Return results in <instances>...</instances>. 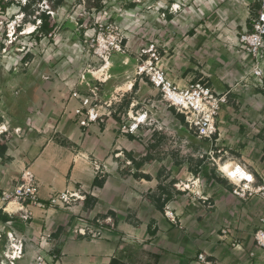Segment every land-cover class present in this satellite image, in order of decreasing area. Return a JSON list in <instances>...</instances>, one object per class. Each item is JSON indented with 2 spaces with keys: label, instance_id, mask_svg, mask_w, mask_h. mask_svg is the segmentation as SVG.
Listing matches in <instances>:
<instances>
[{
  "label": "rangeland",
  "instance_id": "1",
  "mask_svg": "<svg viewBox=\"0 0 264 264\" xmlns=\"http://www.w3.org/2000/svg\"><path fill=\"white\" fill-rule=\"evenodd\" d=\"M13 1L14 3L10 4L5 13L0 12V81L7 83V94L20 97L29 91L31 112L37 113L41 106L44 111L46 110L48 120L45 127L50 133L69 115L74 74L88 64L96 65L85 39L97 27L98 22H115L110 17L113 13H119L127 21L124 25L132 29L137 36L136 40L142 43L141 49L146 43L156 40L157 36L153 34L157 30L170 33L168 16L173 14L181 19H187L188 22L177 25L179 31H175L174 34L173 51L167 48L170 43L167 36L159 40L164 64H172L178 59L181 68L176 73L180 78L202 79L208 84L221 83L227 86L230 91L228 100L234 105L233 113L236 116H233V119H236L233 123H241L239 125L244 127L246 134L223 135V138L217 135L209 140L200 139L193 134L179 113L164 104H159V107L152 111L151 123L144 125L136 134L142 137H145L146 132L147 135L152 134L153 141H150L149 145L160 141L158 153L152 152L153 157L158 154L159 158L167 157L170 163L172 160L185 162L182 166L162 168L159 172L162 171V178H169V185L173 179H177L174 184L175 189L180 191L177 194L186 197L188 193L193 196L201 195L203 188L202 181H196L192 176L190 179L184 178L186 162L192 166L197 165L199 160H204L206 165L216 166L218 172H213L214 177L218 175L225 178L219 165L229 161H246L245 146L253 137L248 135L250 131L247 129L251 127L248 122L255 121L259 128L264 127V49L260 56H254L241 48L237 36L243 28L251 27L252 19L264 6V0H132L136 5L130 8L125 6L127 0H100V2L99 0H64V4L56 9L52 7L51 0L47 1L49 5L47 9L44 0H36L37 2L29 9L30 14L21 10L18 2L22 0ZM258 1H261V5ZM98 3L103 7L97 9L95 5ZM48 10L52 11V14H48L46 12ZM43 13L50 15L51 22H56L57 25L51 33L41 36L39 40L36 38V28L41 24L40 17ZM13 24L16 25L17 31L11 37L8 34ZM32 24V30L25 33ZM123 31L126 32L125 28ZM113 56L120 61L124 54L114 52ZM91 57L93 61L90 60ZM258 66L261 71L259 75L256 73ZM125 78L122 73L113 76L118 82L129 80ZM114 91L115 88L112 93ZM133 96L131 95V99L126 98L132 103ZM126 98L123 97L115 106L117 113L119 111L125 113L123 105L126 106ZM131 103L126 106L127 112L132 109L130 113L134 116L138 112L143 113L147 110L145 105L132 106ZM122 119V123L133 122L129 114ZM2 131H4L3 127L0 128V140L3 142L6 137L3 136ZM257 142L260 145L259 149L264 151V136ZM260 161L264 162V153L261 159L258 158V162ZM129 167L131 168L132 164L125 154L117 168L111 169L109 177L111 179L104 193L105 197L119 203L117 200L119 192L126 191L128 194L139 189L134 179L136 176L132 174L133 168L130 170ZM152 170L155 171L156 168ZM100 175L101 178L106 179L108 173H100ZM74 191H80L81 195L87 194L82 188ZM144 191L145 195L150 194ZM158 192L159 188L152 193ZM83 202L76 199L74 205ZM94 213L91 217L82 215L81 219L74 223V237L80 235L85 237L84 240L90 241L87 245V253H82L84 264L90 261L86 260V256L90 258L92 251L102 252V247L107 245L111 249L120 246L126 264H155V255H157L155 253L163 256L161 264H180L177 256L196 259L202 264H217L204 252L206 241L214 240L209 236V232L206 234L202 228L198 215H192L187 222L188 220L186 221L181 213H173L172 209L168 208L163 216H159L163 219L162 223L158 221L157 224L160 228L159 233L152 236L148 231V224L152 219L151 213L140 216L133 207H130L125 210L123 216L125 222L117 225L116 216L113 214L115 212L108 210ZM57 249L54 254L58 259L63 255L60 249ZM77 249L74 248V251ZM7 250H11L10 242ZM200 254H203L206 260H202ZM115 255L120 253L102 255L92 263L108 264ZM60 261L57 264L70 263L67 256H63ZM6 264H9L8 259Z\"/></svg>",
  "mask_w": 264,
  "mask_h": 264
},
{
  "label": "crops",
  "instance_id": "2",
  "mask_svg": "<svg viewBox=\"0 0 264 264\" xmlns=\"http://www.w3.org/2000/svg\"><path fill=\"white\" fill-rule=\"evenodd\" d=\"M4 5H7V9L10 7L7 1L0 0V12L2 13L6 12L2 10ZM110 19L123 25L127 24L125 17L119 13H113ZM185 22H188L187 19L170 14L168 16L170 29L167 27L170 33L157 30L153 36H157L156 41L158 42L167 36L171 43L167 48L173 51L174 34L175 31H179L177 25L185 24ZM123 28L128 36L129 51L120 61L112 56L111 71L113 76L116 73H122L125 75V79L129 80L118 82L112 77L100 85V94L103 99H107L114 88L122 89L125 92L123 97L131 99V95H134L132 103L130 101L132 106L145 105L147 111L152 115V111L159 107V104L164 103L161 101L158 90L146 79H141L137 75V54L142 43L136 40L137 36L132 29L125 25ZM164 51L167 50L164 49ZM90 60L93 61L92 57ZM178 62V59H175L174 63L164 65L168 75L175 82L185 85L192 79L179 77L176 73L181 68ZM83 69L74 74V83ZM88 76L91 78L89 74ZM130 85L132 86L130 87ZM209 85L219 92H228V95L230 93L227 86L221 83L216 85L209 83ZM6 88L7 83L0 81V128H4L2 133L6 140L3 142L7 145L6 154L3 157L0 156V191L12 189L20 182V176L25 167H31L40 181L39 190L42 200H47L53 192L82 188L86 191V195L91 194L96 198V203L94 207L88 209L84 208L85 201L81 204L45 209L34 206L32 207V217L25 221L21 217L22 212H16L15 205L11 204L7 207L0 199V264L7 262L5 253L9 241L6 232L9 230H12L18 238H22L25 246L24 256L17 259L15 264H37V256L40 254L44 256L46 264L60 263L63 256H67L70 260L68 264H84L82 253H87V245L90 244V241L84 240L85 237L80 235L74 237V223L81 219L82 215L91 217L95 211L107 212L109 210L115 213L117 211L116 214L113 213L116 216L117 225L125 222L123 216L125 210L130 207H133L140 216L152 214L150 222L154 221L152 229L156 231L155 235L160 230L157 225L158 221L162 223L163 220L159 216H163L168 208H171L173 213H181L184 219L188 220L187 222L192 215H198L202 228L206 234L209 232V236L214 240L206 241L204 245V252L208 258L214 259L217 264H264V248L258 247L255 240V232L261 227L260 216L264 209V199L261 196L240 198L232 193L234 187L232 182L218 175L213 176L214 171L218 172L215 165L211 167L205 163L198 174H194L190 170L191 166L186 162L187 169L183 172V176L187 179L192 176L196 181H202V194L193 196L188 193V197L176 194L175 198L166 204L165 210L161 211L148 200L144 190L152 193L158 190L160 183L169 184L168 177L166 179L157 177L159 170L182 166L185 162L179 163V161L172 160L170 163L167 157L159 158L156 154L150 162H145L137 170L132 157L139 159V157L145 156L150 148L151 152H157L159 146L150 147L148 143L153 141L151 138L153 135H147V132L145 137L136 133L126 135L120 132L122 117L125 118L128 113L133 111L132 109L127 112L128 108L123 105L125 113L121 111L117 113L116 108L114 114L105 122L80 126L72 114V109L78 104V101L70 99L69 115L65 120H61L57 128L50 133L49 129L45 127L48 120L46 110L44 111L41 106L37 113L31 112L29 91L16 97L7 94ZM79 89L81 92H87L85 86H79ZM233 111L234 105L229 101L221 110L217 120L219 130L217 135L221 138L223 135L246 134L244 127L239 125L241 123L234 124L236 119H233L235 116ZM118 115L123 116L118 117ZM248 124L251 126L247 129L250 131L248 135L254 138L252 137V141L245 146L246 161H240V163L250 169L260 180L264 176V162H258V158L261 159L264 151L259 149L260 145L257 140L261 141V137L264 136V127L259 128L255 121L248 122ZM16 128H21V131L17 133ZM62 140L64 141L62 142ZM125 154L132 164V167H129L130 170L133 168L132 174L139 171L150 174L151 178L147 179L143 176L136 178L132 175L135 177V182L138 184L136 186L139 189L128 194L126 191L119 192L117 195L119 203H117L112 198L105 197L104 193L111 179L109 178L111 169L117 168ZM152 168H156V170L153 171ZM100 173H108L102 187L93 185L96 176L102 177ZM5 214L9 215L8 220L4 217ZM59 228L61 231L58 232ZM107 246L102 247V252L92 251L93 254L90 258L86 256V260H90L86 263L93 264L92 262L100 259V256L109 255L112 252L122 253L120 246L114 249ZM57 248L60 249L63 256L55 260L54 251ZM74 248L78 249L74 251ZM155 254L160 256L157 264H161L163 256L159 253ZM177 258H179L180 264H202L196 259H188L184 256H177Z\"/></svg>",
  "mask_w": 264,
  "mask_h": 264
},
{
  "label": "built area",
  "instance_id": "3",
  "mask_svg": "<svg viewBox=\"0 0 264 264\" xmlns=\"http://www.w3.org/2000/svg\"><path fill=\"white\" fill-rule=\"evenodd\" d=\"M47 1L44 0L46 9L49 7ZM29 2L30 0H22L18 3L20 6H24ZM46 12L49 14L52 11ZM11 28L8 35L12 37L17 28L15 24ZM238 40L241 48L250 54L257 57L262 54L264 49V6L252 19L251 27L238 33ZM85 43L95 59L96 65L88 64L71 87L70 98L78 101V104L72 109V114L80 126L103 123L116 111L115 106L121 101L125 92L122 89H115L108 99H103L100 94V85L113 77L111 68L113 67L114 52L126 54L129 51L128 36L117 22H98L97 27L86 37ZM137 59V75L141 79H146L158 90L161 101L182 115L189 129L198 138L213 139L216 137L219 131L217 120L222 108L229 101L228 92H219L202 79H192L185 85L175 82L168 75L163 63L160 44L156 40L146 43L138 51ZM258 68L259 66L256 67V73L259 75L261 71ZM79 86H85L87 92H81ZM128 114L133 122L121 123L120 132L122 134L137 133L140 128L152 121L147 110L143 113L138 112L135 116L131 113ZM20 131L21 128H16L17 133ZM234 163L230 174L223 171L219 165L223 176L234 184L232 193L243 199L255 195H261L264 198V177L262 176L259 180L244 164ZM39 188L40 181L35 172L31 167H25L21 173L20 182L12 189L0 191V199L7 207L11 204L15 205L16 212H22L21 217L26 221L32 217V207L34 206L42 209L71 206L76 199L85 201L86 198V195H81L80 191L67 189L53 192L47 200H42ZM260 223L261 227L255 232V240L258 247L264 248V212L260 216ZM6 236L10 242L11 250H7L5 255L9 264H15V261L24 255V242L12 230L7 231ZM200 257L202 260H206L203 254H200ZM45 262L42 254L37 256V264H46Z\"/></svg>",
  "mask_w": 264,
  "mask_h": 264
},
{
  "label": "trees",
  "instance_id": "4",
  "mask_svg": "<svg viewBox=\"0 0 264 264\" xmlns=\"http://www.w3.org/2000/svg\"><path fill=\"white\" fill-rule=\"evenodd\" d=\"M52 1V7L53 8H57L59 6H62L64 4V0H51ZM37 1L36 0H31L28 4L24 5V6H20L21 10H24L27 12V14H30V8L32 7V5L34 3H36ZM100 2V0H99ZM261 2V1H260ZM258 1V4L261 5ZM14 1H9V5L10 4H13ZM136 5L135 2H133L132 0H127L126 3H125V6L127 8H130V7H134ZM95 7L97 9H100L103 7V5L100 3H98L97 5H95ZM2 10L3 11H6L7 10V5H4L2 6ZM40 20H41V24L36 28V31H37V35H36V38L40 40L41 36L43 35H48L49 33H51L55 28H56V25L57 23H52L51 22V19H50V15H48L47 13H43L41 14V17H40ZM136 83L134 84V87H135ZM126 106L129 105L130 103V100L126 99ZM173 109V108H171ZM175 110V109H173ZM182 117V120L185 121L184 117L181 115ZM152 145H150V147L152 148H155L157 146H159L160 144V141L159 142H155V143H151ZM6 151H7V145L6 143L4 142H1L0 141V156L3 157L5 154H6ZM153 159V155H152V152H151V148L148 150V153L145 155V156H142L140 159H134L132 157V160H133V163H134V167L138 170L145 162H149ZM192 161H193V158H192ZM205 161L204 160H199L197 162V165H192L190 167V170L194 173V174H198V172L200 171V168H202L204 165H205ZM215 173V171H214ZM213 173V174H214ZM134 175L136 177H145V178H150V175L148 174H145V173H140L139 171H135ZM158 178H162V171L159 172L158 174ZM165 179V178H163ZM94 185L96 186H99V187H102L104 186V183H105V178H101L99 176H96L95 179H94ZM177 182V179H173L171 181V184H167V183H160L159 184V192L158 193H150L148 195H146V197L148 198V200L152 203H154L156 205V207L161 210V211H164L165 210V207H166V204L168 202H170L171 200H173L175 198V195L180 192V191H177V189H175L174 187V184ZM96 203V198L93 197L91 194H88L86 195V198H85V202H84V208L85 209H88V208H92L94 207ZM1 215V213H0ZM6 218V220H8L9 218V215L5 214L4 216ZM101 217H104V215H101ZM117 223V220L115 221ZM153 224H154V221H151L150 222V225H149V233L153 236L156 234V231L152 229L153 227ZM61 231V228L58 229V232ZM58 251V249H57ZM55 260H57V255H55ZM155 258H156V263L158 262L160 256L159 255H155ZM108 264H126L125 262V259H124V254L121 253L120 255H116L114 257H112L109 261Z\"/></svg>",
  "mask_w": 264,
  "mask_h": 264
},
{
  "label": "bare ground",
  "instance_id": "5",
  "mask_svg": "<svg viewBox=\"0 0 264 264\" xmlns=\"http://www.w3.org/2000/svg\"><path fill=\"white\" fill-rule=\"evenodd\" d=\"M33 28V24L29 26L28 30L25 32V33H28L32 30ZM235 163L234 162H226V163H223L221 164V168L223 171H225L226 173H231V167L234 165Z\"/></svg>",
  "mask_w": 264,
  "mask_h": 264
}]
</instances>
